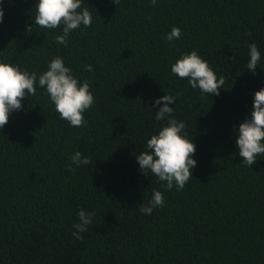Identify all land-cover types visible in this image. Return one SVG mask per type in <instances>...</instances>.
<instances>
[{"label": "trees", "instance_id": "trees-1", "mask_svg": "<svg viewBox=\"0 0 264 264\" xmlns=\"http://www.w3.org/2000/svg\"><path fill=\"white\" fill-rule=\"evenodd\" d=\"M36 3L2 0L0 61L39 75L60 56L95 103L87 126L72 127L37 85L0 129V264H264V154L246 166L234 133L264 87V0H83L92 25L67 46L55 41L62 28L34 24ZM172 27L182 35L169 42ZM193 50L224 76L218 96L171 73ZM166 94L196 146L180 191L145 177L135 159L161 128L151 102ZM77 151L91 163L71 164ZM153 189L164 206L147 215ZM81 208L95 216L77 240Z\"/></svg>", "mask_w": 264, "mask_h": 264}, {"label": "clouds", "instance_id": "clouds-1", "mask_svg": "<svg viewBox=\"0 0 264 264\" xmlns=\"http://www.w3.org/2000/svg\"><path fill=\"white\" fill-rule=\"evenodd\" d=\"M151 3L155 6L157 0H151ZM34 7V24L48 30L62 28V34L56 35L55 41L64 46H67L72 31L81 26L87 28L92 25L91 7L84 6L83 0H37ZM3 15L0 0V23L3 22ZM32 27L33 24L28 27V32L32 31ZM181 35L179 28L172 27L166 38L171 42L179 39ZM248 48L247 70L255 75L261 61V53L254 43L249 44ZM228 59L234 60V57ZM84 70L91 72L93 68L91 65H85ZM171 73L180 79L187 78L193 89H199L201 93L211 96H218L225 84L224 76L218 78L208 61L195 50L182 54L171 65ZM37 85L48 95L60 119L67 121L72 127L87 126L84 113L95 103L90 91V82L87 79L79 81L72 69L65 66L63 58L56 56L48 62L47 70L39 75L36 72L22 71L17 64L0 61V129L9 122L13 112L23 110L22 101L28 95H36ZM175 101V96L166 94L151 102L158 108L154 114L155 120L163 123L158 132L147 140V150L135 155L142 174L147 177L150 172L158 181L164 182L169 191L174 186L177 191L182 190L192 179V169L197 165L193 159L196 146L184 132L186 125L174 118V107H169L175 104ZM234 133L237 137L235 146L241 161L251 167L257 162V156L264 154V87L254 93L250 118L241 121ZM70 160L71 164L78 167L91 163L90 158L82 157L79 151L71 155ZM68 170L74 171L71 165ZM163 206L162 192L153 189L149 204L141 206L140 211L150 215L155 208ZM93 216L95 212L80 209L79 222L73 225L76 230L73 232L75 239H83L78 233L87 231Z\"/></svg>", "mask_w": 264, "mask_h": 264}]
</instances>
